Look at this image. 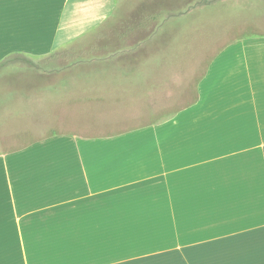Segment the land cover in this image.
Instances as JSON below:
<instances>
[{
    "label": "crops",
    "instance_id": "obj_1",
    "mask_svg": "<svg viewBox=\"0 0 264 264\" xmlns=\"http://www.w3.org/2000/svg\"><path fill=\"white\" fill-rule=\"evenodd\" d=\"M116 7L0 0V58L48 55ZM176 52L113 71L108 113L140 123L0 153V264H264V33L183 54L200 70Z\"/></svg>",
    "mask_w": 264,
    "mask_h": 264
},
{
    "label": "rangeland",
    "instance_id": "obj_2",
    "mask_svg": "<svg viewBox=\"0 0 264 264\" xmlns=\"http://www.w3.org/2000/svg\"><path fill=\"white\" fill-rule=\"evenodd\" d=\"M116 2L109 20L75 42L45 56L11 53L0 58V153L51 135L132 127L142 119L108 113L112 106L105 95L115 76L120 77L113 73L116 68L168 65L162 60L174 50L180 57L169 65L191 64L200 70L202 57L183 54L212 48L220 36L264 33V0Z\"/></svg>",
    "mask_w": 264,
    "mask_h": 264
}]
</instances>
